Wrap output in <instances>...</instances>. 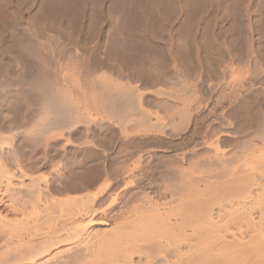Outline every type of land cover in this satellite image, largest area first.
Listing matches in <instances>:
<instances>
[{"label":"bare ground","instance_id":"1","mask_svg":"<svg viewBox=\"0 0 264 264\" xmlns=\"http://www.w3.org/2000/svg\"><path fill=\"white\" fill-rule=\"evenodd\" d=\"M70 3L0 0V264H264V3L190 22L158 71L117 35L136 14L91 44Z\"/></svg>","mask_w":264,"mask_h":264},{"label":"rangeland","instance_id":"2","mask_svg":"<svg viewBox=\"0 0 264 264\" xmlns=\"http://www.w3.org/2000/svg\"><path fill=\"white\" fill-rule=\"evenodd\" d=\"M73 1H74V3H73ZM76 1H78V3L80 2V4H78L77 5V3H76ZM82 1H84L83 3H81ZM163 1H166V2H164L163 3ZM163 1H161V3L160 2H158L156 5H154V6H152L153 4H148V3H146L144 0L143 1H141V0H127V5L126 4H121V5H124L123 7H125V9L123 8V7H121L120 8V4L119 5H115L116 7H114V9H115V11H114V9H113V11H106V16L105 17H107V22L106 23H104L103 22V20H101L102 18L100 17V15H98L97 13H98V11H99V4L97 3V2H95L94 0H69V2H71V3H73L74 4V8H72L73 10V12L72 11H69L71 14H69V15H71L72 16V14H73V16H75L76 14L79 16V17H81L82 18V16H84L85 18H86V22H88V18H89V16L91 15V17L92 16H95L96 17V19H98L100 22H98L96 19L94 20V22H92V24H93V28L92 29H90L91 28V23L90 24H87L90 28H88V30H89V32L91 33L92 32V35H89V33H88V35L90 36V38L92 39V43L91 44H96L97 42H98V40H99V37L97 38V34H95V32L97 33L98 32V34L99 35H104L105 37H108L107 35H108V32H109V30H111L110 28H113L114 26H116V24L120 21V19H121V17H123L122 15H124V14H136L137 16V19H136V17H133L132 19L134 20L135 19V21H131L130 23H129V25H131V27L130 26H128L127 27V29L125 30V31H123V34H122V32H120L119 34H117V35H119V39H120V41H124L127 45H130L131 43H133L132 41H130V40H132V38H135V41L138 39V40H140V43L138 42L137 43V46L140 48V50L142 49L141 47H143V49H144V46L146 47L145 49H144V51H146V52H144L143 51V49H142V52H143V54L141 55V54H139V53H142L141 51L140 52H138L136 55H138L137 57H138V63H136L135 64V66H138L139 68H144L145 67V65L148 67V66H152V70H154V71H156L158 68V70H161L162 68L161 67H164L165 66V61H166V53H165V47L169 44V40H171V37L173 36V38H175V41H177L178 42V35H179V37L183 34L184 35V33L186 32H184L183 33V31L186 29L187 30V28H189L188 27V25H190V24H192V23H194L195 21H199V22H204V21H206V20H208L207 22H211V23H214V22H216V23H222V24H227L228 22H231V16H228V15H222V13H220L221 12V9L220 8H223V7H229L230 5H232V8L235 6L234 4H236V1H237V3L238 4H236L237 6H239L240 4H245V5H247L248 3V5H254V4H256V3H261V4H263L264 3V0H233V1H235V2H233L232 0H174L173 2L172 1H167V0H163ZM176 1V2H175ZM197 1V2H196ZM206 1V2H205ZM214 1V2H213ZM216 1V2H215ZM230 1V2H229ZM232 1V2H231ZM170 2V4H168ZM208 2V3H207ZM70 3V4H71ZM75 3H76V5L77 6H75ZM133 3V4H132ZM140 3V4H139ZM145 3V4H144ZM171 3H173L172 5H171ZM178 5H176V4ZM180 3V4H179ZM205 3V4H204ZM73 4H71V5H73ZM97 4V5H96ZM106 4H108V2H106ZM148 4V5H147ZM159 4H160V6H159ZM197 4V6H195ZM224 5V6H222V5ZM226 4H228V5H226ZM30 5V1H29V4H28V6ZM84 5V6H83ZM130 5V6H129ZM137 5V6H136ZM144 5V6H143ZM168 5V6H167ZM189 5L190 7H187V6ZM202 5V6H201ZM126 6H129V7H127L128 8V10H127V8H126ZM132 6V7H131ZM174 8H173V7ZM181 6H183V7H181ZM193 6V7H192ZM199 6V7H198ZM222 6V7H221ZM31 7V6H30ZM30 7H26L28 10V12L29 13H31L32 12V8H30ZM77 7V9H75ZM79 7V8H78ZM151 7V8H150ZM158 7V8H157ZM165 7H167V8H165ZM169 7V8H168ZM170 7H172V8H170ZM192 7V8H191ZM195 7V8H194ZM231 7V6H230ZM236 7V6H235ZM29 8H30V10H29ZM120 8V9H119ZM123 8V9H122ZM131 8V9H130ZM159 8H161L164 12H163V14H161V15H159L160 14V12L162 13V11L161 10H158ZM165 8V9H164ZM176 8V9H175ZM188 8V9H187ZM203 8V9H202ZM205 8V9H204ZM207 8V9H206ZM210 8V9H209ZM212 8H213V10H212ZM129 9H130V11H129ZM133 9V10H132ZM149 9V10H148ZM157 9V10H156ZM167 9V10H166ZM190 9V10H189ZM198 9V10H197ZM215 9H217V10H215ZM219 9H220V12L218 13V11H219ZM74 10H76V11H74ZM118 10V11H117ZM179 10V11H178ZM187 10V11H186ZM193 10H195L194 11V13H193ZM205 10H207V11H205ZM211 10V11H210ZM95 11H96V14H95ZM134 13H133V12ZM135 11H137V12H135ZM157 11H159V14H158V12ZM168 11H169V13H168ZM172 11V12H171ZM182 11V12H181ZM203 11H205V14L203 13ZM216 11V12H215ZM76 12V13H75ZM78 12V13H77ZM80 12V13H79ZM130 12V13H129ZM166 12H167V15H166ZM196 12V13H195ZM91 13V14H90ZM178 13V14H177ZM187 13V14H186ZM198 13V14H197ZM66 14H68V13H66ZM80 14V15H79ZM84 14V15H83ZM93 14V15H92ZM109 14V15H108ZM139 14V15H138ZM168 14H170L169 16H171L170 18H169V16H168ZM175 14H177V15H175ZM193 14V16H191ZM200 14V15H199ZM68 15V16H69ZM158 15V16H157ZM163 15V16H162ZM166 15V16H165ZM212 15H214V16H212ZM242 15H243V17H245V18H247V15L249 16L250 14L249 13H247V12H244L243 14H241V17H242ZM70 16V17H71ZM88 16V17H87ZM110 16V17H109ZM133 16H135V15H133ZM150 16H151V21H153L154 23H155V27H157V29L155 30V31H157V32H159V33H157L156 35H158V36H154L155 38H157L156 40H155V45H156V49H155V47H152V49H151V51H149L150 50V45L148 44V43H145L146 41H145V33L148 31V28H146V26L148 25L147 24V22L150 24L151 22H149L150 20H149V18H150ZM162 16V17H161ZM175 16V17H174ZM197 16V17H196ZM219 16H222V18H220ZM83 17V18H84ZM109 17V18H108ZM161 17V18H160ZM173 17H174V19H173ZM215 17V18H214ZM242 17V18H243ZM139 18V19H138ZM142 18V19H141ZM158 18V19H157ZM189 18H191V20H189ZM192 18H194V19H192ZM214 18V19H213ZM230 18V19H229ZM90 19V18H89ZM142 21H141V20ZM145 19V20H144ZM147 19V20H146ZM164 19V20H163ZM166 19H168V20H166ZM183 19V20H182ZM187 21H186V20ZM210 19H212V21L210 20ZM220 19H222V20H220ZM226 19V20H225ZM244 19V18H243ZM116 20V21H115ZM140 20V21H139ZM176 20V21H175ZM181 20V21H180ZM217 20V21H216ZM173 21V22H172ZM193 21V22H192ZM102 22V23H101ZM117 22V23H116ZM137 22H139L138 24H137ZM144 22V23H143ZM188 22V23H187ZM191 22V23H190ZM89 23V22H88ZM97 23V24H96ZM116 23V24H115ZM168 23V24H167ZM169 23H171V25L169 24ZM185 23H186V26H185ZM190 23V24H189ZM96 24V25H95ZM100 24V25H99ZM102 24V25H101ZM109 24H111V25H109ZM114 24V25H113ZM144 24V26H142ZM147 24V25H146ZM180 24L182 25V26H180ZM99 25V26H98ZM136 25V26H135ZM139 25H140V27H139ZM158 25V26H157ZM160 25V26H159ZM161 25L163 26V27H161ZM97 26V27H96ZM109 26V27H108ZM113 26V27H112ZM178 28H177V27ZM185 26V27H184ZM84 27L86 28V24L84 25ZM95 27H96V29H95ZM181 27V28H180ZM84 28V29H85ZM159 28H161V29H159ZM184 28V29H183ZM97 30V31H95V30ZM131 29V30H130ZM140 31H139V30ZM169 31H168V30ZM177 29V30H176ZM179 29H180V31H179ZM88 30H86L87 32H88ZM91 30H93V31H91ZM102 30V31H101ZM113 30V29H112ZM134 30H136V32L134 31ZM143 32H142V31ZM160 30H163L162 32L163 33H161V31ZM182 30V31H181ZM130 31H131V33H130ZM132 31H134V32H132ZM164 31H166V32H164ZM176 31H179L178 32V34H177V32ZM51 31H49V34L51 35V36H53V35H55L57 32H56V30L54 31L53 30V32H51ZM56 32V33H55ZM113 32V31H112ZM168 32V33H167ZM176 32V33H175ZM129 33V34H128ZM134 33V34H133ZM143 33V35H141ZM165 33V34H164ZM167 33V34H166ZM182 33V34H181ZM131 34V35H130ZM92 36V37H91ZM95 36H96V38H95ZM100 36V37H101ZM140 36V37H139ZM169 36V37H168ZM177 36V37H176ZM143 37V38H142ZM160 37V38H159ZM163 37V38H162ZM182 37V36H181ZM129 38V39H128ZM137 38V39H136ZM154 38V39H155ZM90 39V40H91ZM144 39V40H143ZM125 40H127V41H125ZM137 40V41H138ZM158 40H160V41H158ZM168 40V41H167ZM180 40V39H179ZM201 41L203 40L202 38L200 39ZM131 43H130V42ZM168 42V43H167ZM204 42V41H203ZM129 43V44H128ZM158 43V44H157ZM167 43V44H166ZM176 43V42H175ZM148 44V45H147ZM112 46H116V43L114 44H111ZM147 45V46H146ZM158 45V46H157ZM160 45V46H159ZM64 46L66 47V49L68 48L69 49V46H68V44H66L65 45V43H64ZM112 46H110L111 48H112ZM141 46V47H140ZM147 47H149V50H148V48ZM138 48V49H139ZM154 48V49H153ZM113 49V48H112ZM162 49V50H161ZM155 50H156V53H155ZM138 51V50H137ZM154 51V52H153ZM162 51V52H161ZM123 52H125V54H126V51H121L120 52V55H121V53H122V57H124V53ZM150 52V53H149ZM211 52V51H210ZM209 52V54L212 56V52L210 53ZM145 53V54H144ZM165 53V54H164ZM161 54V55H160ZM209 55V56H210ZM153 56H155V57H153ZM165 56V57H164ZM146 57V58H145ZM148 57V58H147ZM151 59H150V58ZM160 57V58H159ZM162 57V58H161ZM143 59L144 60V62H140V60L141 59ZM146 59V60H145ZM147 59H150V60H147ZM155 59H157V60H155ZM143 60H141V61H143ZM161 62V64H160V62ZM163 60V61H162ZM158 61V62H157ZM146 62V64H143V63H145ZM147 62L148 63H150L151 65H147ZM152 62V63H151ZM156 62V63H155ZM140 63H142V64H140ZM163 63H165V64H163ZM154 64H158V68L154 65ZM163 64V65H162ZM143 65V66H142ZM155 66V67H154ZM159 66H161V67H159ZM137 67V68H138ZM149 67V68H150ZM157 68V69H156ZM157 70V71H158ZM36 111V102H33L32 103V106H31V112H35Z\"/></svg>","mask_w":264,"mask_h":264}]
</instances>
